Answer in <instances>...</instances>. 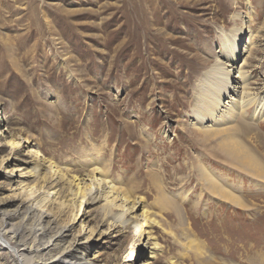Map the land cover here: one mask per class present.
I'll return each instance as SVG.
<instances>
[{
    "label": "rangeland",
    "instance_id": "rangeland-1",
    "mask_svg": "<svg viewBox=\"0 0 264 264\" xmlns=\"http://www.w3.org/2000/svg\"><path fill=\"white\" fill-rule=\"evenodd\" d=\"M232 65L256 98L243 121L223 116L243 84ZM239 120L251 130L238 134ZM229 138L264 161V0H0V207L12 223L32 205L43 230L71 227L62 249L96 264H264V180L227 161ZM92 168L134 208L80 195ZM0 244V264L30 259Z\"/></svg>",
    "mask_w": 264,
    "mask_h": 264
},
{
    "label": "bare ground",
    "instance_id": "bare-ground-1",
    "mask_svg": "<svg viewBox=\"0 0 264 264\" xmlns=\"http://www.w3.org/2000/svg\"><path fill=\"white\" fill-rule=\"evenodd\" d=\"M233 66L234 65H232V67ZM234 67L233 68L235 69V73L237 74V76L235 75L236 78L242 79L243 84L241 86L240 93L238 96L240 100L236 103L237 106L235 107L234 105L229 106V108H227L223 113V116L229 113L232 121L236 120L235 118L236 111L240 115L239 118L242 120L243 115H244L243 113H245V107L248 108L249 106L252 105V104L249 105L250 102L256 101V98L253 97L251 93V88L249 85L250 83H248V80H247L248 78L246 75L247 72L244 70V65L243 66L241 65V67L239 68L237 66H234ZM220 72L221 74L223 73V68L222 70H220ZM212 110L213 108L209 106L208 109L204 112V114L207 117H211ZM257 115L260 119H262L263 113H261V115L260 113H257L256 116ZM220 116L223 118L222 115ZM222 118L221 120H223ZM241 120L236 121L240 125L236 128L238 134L240 133V131L241 133H244L246 131L248 132L249 130H251V126H253L252 124H248L245 121L242 122L243 120L242 121ZM233 127H236V126H233ZM238 129H240V131H238ZM223 130H226V129L224 127L223 128H212L211 130L209 129L204 130L203 133H201L199 130L198 132H200L202 136L205 135L206 137L209 138V136L211 137L215 134L216 135L221 134ZM227 131H224V132H227ZM232 131L234 132V134H236L235 130H232ZM256 136L258 135L256 134ZM227 141L228 142L224 141V143H222V145L220 146V149L225 151L224 157L227 158V161L229 162L230 160V162L234 166L247 169L251 174L258 176V178L264 180V161H260L258 158H255L252 154L248 153L244 148L242 149L238 144H235L233 141H231L230 138ZM232 142L234 144H232ZM16 143H17V146L14 147L15 149L19 147L20 145L18 141ZM236 145H238V147ZM36 156H39V155L36 153ZM57 168L58 167L56 165V169ZM100 170L98 168H92L90 172L86 173L85 175L82 174L81 176L78 177L81 183L83 182L85 184L86 182H88V184L86 185V188L84 186L81 188H77L78 186H76L77 191H79L80 195H82V193L83 194L88 193L89 199H91L92 201L93 200L97 201L98 199H100L106 203H107V199H109L110 202H112L114 200H117V197H118L119 199L122 200L123 203H127V201L129 203H132L131 207L134 208L133 199H129V197L125 196L122 190L118 189V187L117 188L114 187V185L111 184L110 180L105 179L101 175L102 171ZM62 171H64L66 174L71 172L69 169L67 170L58 169L59 173H61ZM95 173H97L100 177H102V180L95 179L94 178ZM205 177L209 180L210 182L209 185L212 188V190L214 192L217 191V194L219 195V197H222L223 199H227L230 202L237 204L239 206L242 204L239 198L233 196L230 192H228V190H226V188L224 189L221 186H219L217 181H213V180L211 181L210 177L208 176H205ZM75 179L78 180L77 178ZM31 189L32 191H30V195L35 197L37 193L35 189L33 188ZM36 199H32V201L33 200H35L36 202L39 201L38 203L41 204L45 202L44 200L46 199V197L43 198L39 196ZM163 201L165 204L166 203L169 204L167 200L165 201L163 199ZM6 208L4 206L0 207V242L4 243L7 246V249L10 250L9 256H11V258H14V260L15 259L19 260V258L22 255L26 254L27 256L30 257V259L24 258L25 262H22L23 261L22 259V261H20L21 264H96L94 262H91L87 258H80L77 255L76 250L69 251L68 253L66 252L65 248L62 249L61 247L62 246L61 243L63 241L62 239L65 234H68V232L71 230V227L67 228V225H65L64 227H60L58 230H56L54 234L51 232L50 229L47 231L43 230V227L45 226H42L43 225L42 223L47 218V216L43 217V214L40 211H37L35 207H32V205L23 206V218L21 220L22 222L12 223V218L14 217V214H12V212L14 209L9 210V213H8L6 211ZM142 215H144L145 221L147 223L145 224V227L146 225L151 227L153 223H156L155 219L151 218V213L149 214L148 211H142ZM29 222L31 223L28 224ZM150 233L151 231L147 230L146 232H143L142 234L145 236V238H149V240L147 241V244L150 245L148 246V249H150L148 258L152 259L156 255L155 252L158 249H157L156 243L152 242V238H150ZM29 235L31 236L29 237ZM36 239L38 242L35 241ZM2 246L3 245L0 244V248H2ZM148 264H150V262H148Z\"/></svg>",
    "mask_w": 264,
    "mask_h": 264
}]
</instances>
